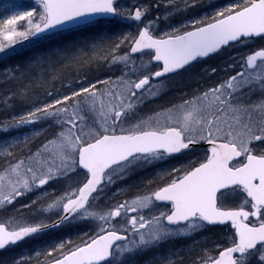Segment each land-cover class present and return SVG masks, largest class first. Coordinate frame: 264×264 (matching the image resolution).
<instances>
[{"label":"snow or ice","instance_id":"6c2138e0","mask_svg":"<svg viewBox=\"0 0 264 264\" xmlns=\"http://www.w3.org/2000/svg\"><path fill=\"white\" fill-rule=\"evenodd\" d=\"M202 3L3 5L0 62L64 40L0 73V251L88 231L0 264H264V0Z\"/></svg>","mask_w":264,"mask_h":264},{"label":"rangeland","instance_id":"374dc122","mask_svg":"<svg viewBox=\"0 0 264 264\" xmlns=\"http://www.w3.org/2000/svg\"><path fill=\"white\" fill-rule=\"evenodd\" d=\"M205 3L201 5V7L198 9L200 14H203L205 11H210V9L207 8V4L209 3V0H204ZM122 3L124 4H129L132 2V0H121ZM218 3H226L227 0H217ZM6 3H13L17 6H27L29 4H31V2H21L19 0H0V19H2L5 15H7L8 13L4 12L2 10V7L4 4ZM161 13L163 12V6H161ZM180 15H184V14H180ZM180 15L176 16V17H172L170 18V21H162L161 23V27H164L165 24L171 22V23H175L177 20L180 19ZM19 24L24 25L25 22L21 21L19 22ZM102 28H107L110 27L109 25H103L101 26ZM22 30V28L20 29ZM114 31H126L127 29L124 28L123 26H120L118 28H114ZM64 40V38H56L53 41H49L46 44L40 46L38 49L37 48H33L32 46H29L27 43H24L25 46L21 47L20 45H17V53L16 55L12 56L6 63L5 62H0V73H2L3 71H5L8 68H12V67H16L19 64L24 63L25 61H27L31 56H33V54L37 51L40 52H46L48 50L49 47H55L58 44H60L62 41ZM233 55H235L236 53H232ZM85 70H81V75H83V72ZM91 74H98L101 75L102 78L104 75H113L112 72H108V73H104V72H100V73H96L95 69L93 68L92 71L90 72ZM67 75H69V77H75L76 76V71L70 70ZM115 75H119V72H115ZM56 87H59V82L56 83ZM17 112L21 111V109L19 108V106L16 109ZM0 112H4L3 108H0ZM7 115V113H5V116ZM3 120V119H1ZM42 127H46V125H41L38 124L35 127L29 126L27 128H23V129H19V130H11L7 133L0 131V143H2L5 140H10L12 138H20L22 139L25 135H30L33 131H38L40 128ZM39 139L35 140L33 143V149L35 148V146H37L39 144ZM158 169H150L148 172L142 173L143 176L148 177L147 175H153L155 171H157ZM140 180L139 176H134L133 179L129 180L128 183H135L138 182ZM120 182H118L119 184ZM123 186V185H120ZM58 185H54V186H50L47 187L46 190L50 193H53L54 196L55 195H59V191H57L58 189ZM112 191H116V187L114 186ZM39 194V193H37ZM32 199H35V196H32ZM27 202V201H25ZM17 208L20 207V205H16ZM7 213H0V216H6ZM52 219H56L55 216L52 217ZM88 231V225L83 224V223H72V224H64L61 225L58 228H52L49 229L48 232L46 234H42L38 239L36 240H32L29 241L27 243H23L20 244L18 247L14 248L13 250L9 251V252H3L0 253V258L3 259H10L12 257H19L21 254L28 256V255H35V250L36 249H42L47 247L49 244L52 243H57L59 242V240L64 239H75L77 236L82 235L83 232ZM219 230H213L212 233H205V235H209L212 236L215 233H217ZM179 246V245H178ZM161 251H165V249H162ZM149 256L151 255V253L148 254ZM148 257H140L139 260L141 262V264H143V260L147 259ZM32 264H35V261L33 260Z\"/></svg>","mask_w":264,"mask_h":264},{"label":"trees","instance_id":"16d2710c","mask_svg":"<svg viewBox=\"0 0 264 264\" xmlns=\"http://www.w3.org/2000/svg\"><path fill=\"white\" fill-rule=\"evenodd\" d=\"M53 40H54V39H53ZM53 40H52V41H53ZM5 113H6L5 111H4V112H0V120H1V119H4V115H5Z\"/></svg>","mask_w":264,"mask_h":264},{"label":"flooded vegetation","instance_id":"af4514ba","mask_svg":"<svg viewBox=\"0 0 264 264\" xmlns=\"http://www.w3.org/2000/svg\"><path fill=\"white\" fill-rule=\"evenodd\" d=\"M205 3V1L203 0V4ZM173 163H175V162H173ZM164 167H167V165H164ZM143 175V174H142ZM148 176V178H150L151 177V175L149 176V175H147Z\"/></svg>","mask_w":264,"mask_h":264},{"label":"water","instance_id":"95a60500","mask_svg":"<svg viewBox=\"0 0 264 264\" xmlns=\"http://www.w3.org/2000/svg\"><path fill=\"white\" fill-rule=\"evenodd\" d=\"M22 1H32L33 2V0H22ZM25 43V42H24Z\"/></svg>","mask_w":264,"mask_h":264}]
</instances>
